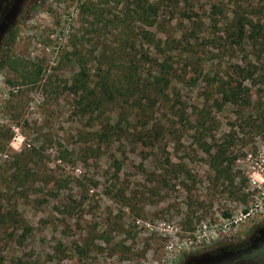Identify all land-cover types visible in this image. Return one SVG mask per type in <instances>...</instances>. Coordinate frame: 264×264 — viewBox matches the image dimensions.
Segmentation results:
<instances>
[{
	"label": "rangeland",
	"instance_id": "rangeland-1",
	"mask_svg": "<svg viewBox=\"0 0 264 264\" xmlns=\"http://www.w3.org/2000/svg\"><path fill=\"white\" fill-rule=\"evenodd\" d=\"M150 1L152 25L135 0L0 4V264H204L264 233V0ZM120 46L146 58L132 88L104 73L113 97L80 105Z\"/></svg>",
	"mask_w": 264,
	"mask_h": 264
},
{
	"label": "trees",
	"instance_id": "trees-1",
	"mask_svg": "<svg viewBox=\"0 0 264 264\" xmlns=\"http://www.w3.org/2000/svg\"><path fill=\"white\" fill-rule=\"evenodd\" d=\"M166 1V4L168 6H171L172 9H177L176 11L174 10L173 12H171V14H169L171 17H174L176 14H179V15H183L184 17H188V18H191V16L185 11V10H182L181 7L183 3H185L187 0H165ZM234 7L232 8V12H231V18L229 21L226 22L228 28H227V37L230 39H232V42L233 43H237L239 42L243 35L245 34V31H246V25H247V21H248V18L245 14V11H244V7H243V4L241 3H233ZM163 5V4H162ZM135 6H136V9L133 10L132 12H135L137 17H139L140 19H146V21L149 23V24H153L154 21H156V19L158 18L159 16V5H157V3L155 2H152L150 0H135ZM165 6V9H166V5ZM213 10H214V14L215 16L213 17V19H215V21L218 19H216V14H220L221 11L219 9H217L216 6H213ZM165 11V10H164ZM171 10H168L167 12L169 13ZM166 12V11H165ZM174 12H179V13H174ZM228 20V19H227ZM218 21V20H217ZM13 31H8L7 34H6V40L4 41V43H6V45L8 46H11L13 41H14V35H13ZM142 35L149 39L150 43L154 48H158L159 47V42H157L156 38H155V34L151 31L150 34L149 32H143ZM150 37V38H148ZM115 49V48H114ZM118 49V50H117ZM115 51H113L112 53H115L116 51V54H119V56H122L121 59H118L119 56L117 57H112V61L105 65L104 63H102L100 57H98L99 60H95V62H98L99 63V66H97L98 64H95V66H93L95 69L97 70H102V75H100V80L95 82V86L91 87L92 90H89V91H85L86 93H82L80 95V99H79V104L82 105V106H87V107H98L100 106V103H101V98L100 96H98V94L100 93L99 91L100 90H104L106 92H108L109 94V97H113L111 96L112 95V92L115 93V89L116 88H111V84L108 83V81H104V78L103 77L104 73H110V72H115L117 71L118 69L121 70L122 72L125 73V75L128 77V86H130V89L132 88V83H133V78L135 75L139 74L142 70V67L144 66V63L146 61V58H144L145 56H137V55H134V56H130L129 54H124V52L122 51L123 48L120 46L119 48H117ZM104 52L101 53L102 56L106 57L105 55H103ZM4 66V60L0 61V70L1 68ZM165 67L163 68L164 71L161 72H158V74L156 75H153L152 77V82L149 83L150 85H152L153 88H155V91L156 92H160V90L158 88H156L157 85H159L162 80L164 79V75H166L168 73V68L169 66L168 65H164ZM168 66V67H167ZM81 69H84V68H81ZM244 69L242 68L241 69V73H243ZM82 74L85 73V75H87L86 72L81 71ZM111 74V73H110ZM109 75V74H108ZM79 82L78 80V77H76L75 79V82ZM167 81V80H166ZM81 83V82H80ZM241 83H239L238 85H240ZM74 85V88L76 89L77 86H76V83L73 84ZM87 86V84H82V86L78 87V89H84L85 87ZM95 88H98V90H96ZM112 89V90H111ZM125 90V92L127 93H130L132 95V93L130 91L127 90V88L123 89ZM120 91V90H119ZM141 91V90H140ZM78 92V91H76ZM94 94V95H93ZM235 96V95H234ZM127 97V95H126ZM225 97V100H227V96L224 95ZM233 97L230 96L229 98ZM105 138L107 139L108 138V131L106 132H103ZM155 133L151 135V139H155ZM11 137L8 136L7 140H9ZM227 216V214H226Z\"/></svg>",
	"mask_w": 264,
	"mask_h": 264
},
{
	"label": "flooded vegetation",
	"instance_id": "flooded-vegetation-1",
	"mask_svg": "<svg viewBox=\"0 0 264 264\" xmlns=\"http://www.w3.org/2000/svg\"><path fill=\"white\" fill-rule=\"evenodd\" d=\"M1 3L4 4L5 0H0ZM211 257L213 258L204 264L211 261V264H264V233L258 234L257 240L245 247L234 246L233 249L225 250L221 254L217 252Z\"/></svg>",
	"mask_w": 264,
	"mask_h": 264
},
{
	"label": "built area",
	"instance_id": "built-area-1",
	"mask_svg": "<svg viewBox=\"0 0 264 264\" xmlns=\"http://www.w3.org/2000/svg\"><path fill=\"white\" fill-rule=\"evenodd\" d=\"M264 175V174H263ZM252 180H253V182H256L255 180V177H253L252 176ZM256 211V210H255ZM252 216H254V210L253 209H249L248 211H246V212H244V213H242V212H240V214L239 215H237V216H234V220H232L231 221V226H233L234 224H237L238 225V223L239 222H242L243 221V219H246V218H251ZM236 226V225H235ZM231 228H228V230H230ZM216 231H220V228H216L215 229ZM232 230H234V228L233 229H231V231ZM221 232H223V231H221Z\"/></svg>",
	"mask_w": 264,
	"mask_h": 264
}]
</instances>
